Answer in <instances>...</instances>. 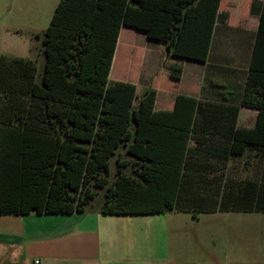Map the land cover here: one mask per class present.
<instances>
[{
    "label": "trees",
    "instance_id": "obj_1",
    "mask_svg": "<svg viewBox=\"0 0 264 264\" xmlns=\"http://www.w3.org/2000/svg\"><path fill=\"white\" fill-rule=\"evenodd\" d=\"M221 1L60 0L37 34L41 72L37 59L0 53V214L83 212L92 187L104 190L103 214L264 212V183L238 194L189 161L193 117L210 110L202 101L178 95L173 110L153 111L136 105L135 83L110 79L124 26L205 62ZM242 104L257 124L233 126L228 154L264 146V4Z\"/></svg>",
    "mask_w": 264,
    "mask_h": 264
},
{
    "label": "crops",
    "instance_id": "obj_2",
    "mask_svg": "<svg viewBox=\"0 0 264 264\" xmlns=\"http://www.w3.org/2000/svg\"><path fill=\"white\" fill-rule=\"evenodd\" d=\"M263 4L264 0H222L205 62L174 57L166 42L152 43L145 32L124 26L110 73L113 80L135 83L136 105L153 111L173 110L178 95L199 99L210 108L193 117L198 122L192 123L188 159L205 164L206 176L222 185L228 181L238 194L241 188L253 194L254 184L264 183V146L241 143L245 145L241 154H228L233 126L250 129L257 124L259 111L244 106L242 99ZM138 35L145 37L144 45L138 43ZM218 212L264 213L215 211L198 217L185 213L199 219ZM127 216L99 209L0 214V264H32L35 258L43 264H165L144 254L142 231L134 239Z\"/></svg>",
    "mask_w": 264,
    "mask_h": 264
},
{
    "label": "rangeland",
    "instance_id": "obj_3",
    "mask_svg": "<svg viewBox=\"0 0 264 264\" xmlns=\"http://www.w3.org/2000/svg\"><path fill=\"white\" fill-rule=\"evenodd\" d=\"M59 1L0 0V53L37 59L41 72L44 56L37 33L45 31ZM138 37V43L141 40L144 45L145 37ZM114 171L115 158L110 183ZM92 189L97 195L87 209L101 211L104 190ZM127 217L134 239L142 231L144 254L150 260L165 264H264V213H205L196 219L189 213L168 211Z\"/></svg>",
    "mask_w": 264,
    "mask_h": 264
},
{
    "label": "built area",
    "instance_id": "obj_4",
    "mask_svg": "<svg viewBox=\"0 0 264 264\" xmlns=\"http://www.w3.org/2000/svg\"><path fill=\"white\" fill-rule=\"evenodd\" d=\"M32 264H43V261L41 258H35L32 262Z\"/></svg>",
    "mask_w": 264,
    "mask_h": 264
}]
</instances>
